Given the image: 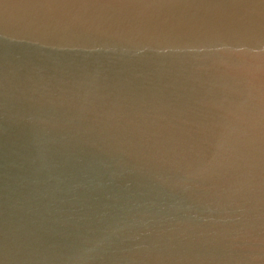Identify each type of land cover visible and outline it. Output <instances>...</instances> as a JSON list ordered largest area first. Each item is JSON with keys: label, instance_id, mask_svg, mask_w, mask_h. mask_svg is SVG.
I'll return each instance as SVG.
<instances>
[{"label": "water", "instance_id": "95a60500", "mask_svg": "<svg viewBox=\"0 0 264 264\" xmlns=\"http://www.w3.org/2000/svg\"><path fill=\"white\" fill-rule=\"evenodd\" d=\"M0 264H264V0H0Z\"/></svg>", "mask_w": 264, "mask_h": 264}]
</instances>
